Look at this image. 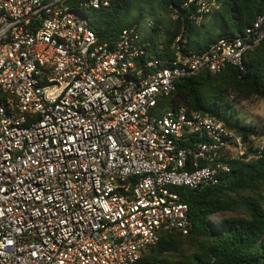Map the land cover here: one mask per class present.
<instances>
[{"label":"built area","instance_id":"1","mask_svg":"<svg viewBox=\"0 0 264 264\" xmlns=\"http://www.w3.org/2000/svg\"><path fill=\"white\" fill-rule=\"evenodd\" d=\"M72 1L0 0V264H144L192 227L176 188L217 185L248 150L206 114L156 108L188 77L243 70L264 14L203 52L182 30L155 58L135 26L99 42L81 9L110 0Z\"/></svg>","mask_w":264,"mask_h":264},{"label":"trees","instance_id":"2","mask_svg":"<svg viewBox=\"0 0 264 264\" xmlns=\"http://www.w3.org/2000/svg\"><path fill=\"white\" fill-rule=\"evenodd\" d=\"M157 1L163 13L171 17L177 10V17H171L163 39L141 36L150 44L149 57L155 58L174 57L172 42L182 30L188 51L203 52L220 39L241 34L264 14V0H204L212 7L216 34L203 39L199 29L203 23L197 21L196 12L199 0ZM72 2L77 5L79 0ZM92 10L93 19L81 12L100 43L113 44L124 29L135 26L138 30L142 18V12L131 17L127 0H110L109 7ZM152 25L149 22L158 34L159 24ZM243 64V70L228 66L214 75L188 77L177 83L170 96L158 100V112L185 108L216 119L239 136L248 150L241 159L226 160L231 170L217 185L176 188L188 206L192 227L186 235L164 231L148 250L144 264H264V132L241 122L235 109L237 103L253 98L264 101V40L247 53Z\"/></svg>","mask_w":264,"mask_h":264},{"label":"rangeland","instance_id":"3","mask_svg":"<svg viewBox=\"0 0 264 264\" xmlns=\"http://www.w3.org/2000/svg\"><path fill=\"white\" fill-rule=\"evenodd\" d=\"M131 7V17L136 15L138 12H142V18L138 24V31L142 37H151L153 40L157 38L163 39V31L171 25V17L168 14L163 13L158 5L157 0H127ZM84 13L90 19H93V10L89 5L82 7ZM173 18V17H172ZM132 18L129 19L131 22ZM149 22L153 25L157 22L159 24L160 32L157 34L153 28L149 27ZM199 24L202 26L199 29L204 33L203 39L207 37H215V31L212 29V13L199 19ZM148 24V25H147ZM152 25V27H153ZM238 112L241 122L246 124L257 125L262 128L264 132V101L258 98H253L246 102L237 103L235 106ZM226 217L231 216V214H225Z\"/></svg>","mask_w":264,"mask_h":264}]
</instances>
